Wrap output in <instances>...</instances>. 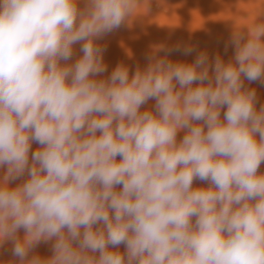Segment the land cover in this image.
<instances>
[{
	"label": "clouds",
	"instance_id": "clouds-1",
	"mask_svg": "<svg viewBox=\"0 0 264 264\" xmlns=\"http://www.w3.org/2000/svg\"><path fill=\"white\" fill-rule=\"evenodd\" d=\"M79 2L0 0V244L19 264H264V106L242 79L264 83V23L228 63L161 47L131 78L120 64L97 79L96 41L142 4ZM53 239L51 258L26 259Z\"/></svg>",
	"mask_w": 264,
	"mask_h": 264
},
{
	"label": "rangeland",
	"instance_id": "rangeland-1",
	"mask_svg": "<svg viewBox=\"0 0 264 264\" xmlns=\"http://www.w3.org/2000/svg\"><path fill=\"white\" fill-rule=\"evenodd\" d=\"M145 1L153 5L156 9H163L162 3L164 0H143V2ZM189 4H191V7H184L185 9L183 8L179 11L185 24L181 26L180 31L177 33L173 34L170 31H165L153 36L147 32L134 31L121 25L118 29H122L124 33L120 36L112 37L115 40L112 39L111 42L107 44V38L102 37L98 39L96 41L97 44L105 49L103 52L104 64L110 69L116 68L120 64L127 66L130 71L129 77L131 78L138 67L140 69L147 67L146 64L149 63L148 58L150 56L163 57L166 55V51L160 50L161 47L166 50L170 47L174 49L180 46L181 50L167 53V56H169L183 51L185 46L195 48L197 45L214 38L223 37L225 41L229 43V41H233L237 32L244 34L246 37L248 25L251 23H264V0H189ZM78 7H85L84 0H80ZM192 9L193 13L188 15V12L192 11ZM137 39L140 41L138 40V42H136ZM155 40L157 41L155 42ZM116 41L118 42L117 44ZM81 43L82 42H78L73 45V57L69 62L75 63V61L83 55L80 51ZM115 44L116 46H114ZM118 44H120V46ZM110 74L111 72H104L96 78L106 79ZM144 110L155 112V100L150 99L146 104L142 105L141 111ZM184 134L185 131L178 132L177 142L183 138ZM40 147L39 144L33 142L31 146L32 152ZM119 159L120 157H117V160ZM5 168L0 169V177L4 175L6 171ZM22 183L23 181L17 179L16 181L10 182V187L14 188ZM120 188H122V186H117V190ZM21 233L22 229L18 232V235ZM12 245V241H5L3 244H0V257L11 255ZM115 249H125V246L120 245ZM33 255H38L42 259H49L47 245L41 242L29 252L26 259L30 260Z\"/></svg>",
	"mask_w": 264,
	"mask_h": 264
},
{
	"label": "bare ground",
	"instance_id": "bare-ground-1",
	"mask_svg": "<svg viewBox=\"0 0 264 264\" xmlns=\"http://www.w3.org/2000/svg\"><path fill=\"white\" fill-rule=\"evenodd\" d=\"M141 4L142 5L138 9L139 13H137L135 16H132V17H129L128 19H126V21L124 23H122V25H124L126 28H129V29L134 30V31L147 32L149 34H152L153 36H155V34H161V32H165V31H170L173 34L179 32L181 26H183V24H185L184 19L182 18L179 11L181 9H183L184 7H188V6L191 7V4H189V0H164L162 3V7H163L162 10L154 8L153 5L149 4L148 2L146 3V1L143 2V0H141ZM192 13H193V9H192V11L188 12V15H190ZM123 33L124 32L122 29H115L112 32L104 35L103 37L107 38V44H108L113 39L112 37L120 36ZM247 33H248V31H247ZM199 37H197V38H199ZM113 40H115V39H113ZM138 40L139 39H137L136 42H138ZM156 41L157 40H155V42ZM99 42H101V41H99ZM117 43L118 42L116 41V44ZM116 44L114 46H116ZM110 45H111V43H110ZM118 45L120 46V44H118ZM184 45H186V44H184ZM193 49H194V51L191 54L185 55L183 51H180V52H177V53H174L172 55L167 56V58L174 63L179 62V63L191 64V63L195 62L196 57L199 53L204 52L208 56L210 65H212V67H214L215 58L217 56H219L225 63L233 61V58L235 56V46L233 45V43L231 41H229V43H227L225 41V38H223V37L208 40L205 43L197 45ZM146 53H148V52H146ZM61 63H65V62L62 61ZM67 63L72 64L69 61ZM146 65H148V63ZM212 67H210V69H209L210 73L212 72ZM114 69L115 68L110 69L107 66L106 72H112ZM242 79H243V87L245 89H254L255 90L256 98H257L256 109L259 111L261 106H264V83H261V81H259V80L254 81V82H249L247 79H245L243 77H242ZM198 83L199 82H194L193 86L194 87L197 86ZM177 88H179V85H177ZM225 111H226V107L221 109V118H223V114ZM257 140H259L258 135H257ZM31 152H32V148L30 150V158H31ZM5 170H6V168H5ZM258 173L264 174V162L261 163V165L258 169ZM27 179H28L27 174H25L23 177L20 178V180L23 182H25ZM9 187H10V184H9ZM207 187H210V184L208 182L200 181L198 179L195 180V182L193 184V188H207ZM24 235H25V233L22 229V233L19 234L18 236L20 238H23ZM54 242H55L54 239L52 241L44 242V244L47 245V249L49 250V258H51L54 254L53 248H52V245L54 244ZM111 250L119 251L122 254L126 253V248L125 249H115L114 248ZM93 255L98 256L99 254L95 253ZM0 264H19V258L14 257L13 254L5 255L3 257H0Z\"/></svg>",
	"mask_w": 264,
	"mask_h": 264
}]
</instances>
